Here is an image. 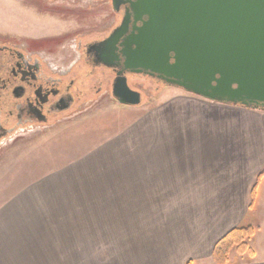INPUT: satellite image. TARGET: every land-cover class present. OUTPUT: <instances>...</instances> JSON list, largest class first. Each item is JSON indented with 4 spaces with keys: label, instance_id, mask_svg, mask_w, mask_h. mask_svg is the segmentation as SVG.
<instances>
[{
    "label": "crops",
    "instance_id": "crops-1",
    "mask_svg": "<svg viewBox=\"0 0 264 264\" xmlns=\"http://www.w3.org/2000/svg\"><path fill=\"white\" fill-rule=\"evenodd\" d=\"M167 88V119L152 114L166 135L105 171L120 264H215L214 244L239 226L254 228L253 256L232 249L228 264H264V110Z\"/></svg>",
    "mask_w": 264,
    "mask_h": 264
},
{
    "label": "rangeland",
    "instance_id": "rangeland-1",
    "mask_svg": "<svg viewBox=\"0 0 264 264\" xmlns=\"http://www.w3.org/2000/svg\"><path fill=\"white\" fill-rule=\"evenodd\" d=\"M18 3L0 0V31L55 35L71 28L56 17L26 13ZM129 84L142 91L139 105L105 94L0 149V264H120L124 225L114 218L119 208L105 199V171L120 163L122 152H150L152 136L166 135L152 114L165 121L162 106L174 96L172 86L150 77L131 75Z\"/></svg>",
    "mask_w": 264,
    "mask_h": 264
},
{
    "label": "water",
    "instance_id": "water-1",
    "mask_svg": "<svg viewBox=\"0 0 264 264\" xmlns=\"http://www.w3.org/2000/svg\"><path fill=\"white\" fill-rule=\"evenodd\" d=\"M126 1L121 23L96 47L116 69L111 96L119 104L142 101L131 74L264 110V0Z\"/></svg>",
    "mask_w": 264,
    "mask_h": 264
},
{
    "label": "flooded vegetation",
    "instance_id": "flooded-vegetation-1",
    "mask_svg": "<svg viewBox=\"0 0 264 264\" xmlns=\"http://www.w3.org/2000/svg\"><path fill=\"white\" fill-rule=\"evenodd\" d=\"M16 1L26 13L71 28L55 35L0 31V149L111 96L116 69L103 65L96 47L129 7L126 0Z\"/></svg>",
    "mask_w": 264,
    "mask_h": 264
},
{
    "label": "trees",
    "instance_id": "trees-1",
    "mask_svg": "<svg viewBox=\"0 0 264 264\" xmlns=\"http://www.w3.org/2000/svg\"><path fill=\"white\" fill-rule=\"evenodd\" d=\"M254 234L252 226L234 227L224 234L215 244L212 250V258L215 264H228L229 253L235 249L239 254L246 253L248 257L253 256L252 249L247 244V239ZM186 264H191L188 261Z\"/></svg>",
    "mask_w": 264,
    "mask_h": 264
}]
</instances>
